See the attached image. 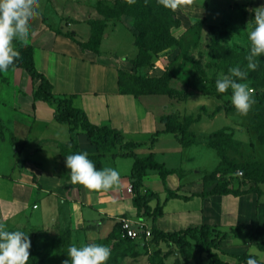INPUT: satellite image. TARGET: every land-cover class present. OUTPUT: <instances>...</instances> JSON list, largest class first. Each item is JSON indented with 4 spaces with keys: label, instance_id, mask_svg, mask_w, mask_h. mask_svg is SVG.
Returning a JSON list of instances; mask_svg holds the SVG:
<instances>
[{
    "label": "rangeland",
    "instance_id": "1",
    "mask_svg": "<svg viewBox=\"0 0 264 264\" xmlns=\"http://www.w3.org/2000/svg\"><path fill=\"white\" fill-rule=\"evenodd\" d=\"M86 1L92 6L91 13L94 20L111 21L113 25H117L125 19L126 23L132 27L133 33L138 34L139 31L134 26L133 17L122 14L121 6L117 0ZM261 6H264V0L220 1L209 19L197 24L194 30L183 34L181 47L175 46L155 56L154 66L141 69V73L151 77H161L166 71L171 72L173 74L171 86L179 91V95L174 98L149 95L132 109L133 111L135 109V115L143 117L171 114L176 116L182 124L186 118L200 116V120L191 127L200 143L208 144L211 133L220 129H228V133H232L234 139L241 143L239 152L229 151V156L232 159L240 162L263 161L264 147L251 126L252 113L249 112L247 116H241L237 111H223L210 117L209 115L218 106L233 105L232 96L218 99L214 96H204L197 90L202 86H209V79H218L225 75L231 76V73L226 72L224 60L218 59V55L229 49L239 52L250 49L251 42L248 37L255 27L253 21L255 13L250 10ZM71 30H75V28ZM76 30L81 32L80 39L87 38L85 33L88 29L78 27ZM123 34H126L127 38L121 37L117 42L119 46L115 50H111V53L122 56L120 60L124 61L126 56L134 55L136 50L131 49L128 34ZM240 58L239 56L233 58L234 64L231 69L239 66ZM66 59L70 60L69 73L71 75L82 74L92 81L94 89H99L98 83L102 79L108 86L113 84L114 73L111 68L101 70L97 67L87 66L81 69L79 63L75 65V61H73L76 60L75 58L67 56ZM131 68L132 66L127 70L130 71ZM19 70L21 71H17V73H15V69L0 73V116H41V119L39 117L40 122L34 126V130L28 138L13 136L12 131H0V223L5 224L8 231L28 233L31 241L30 252L35 250L38 254L57 261L59 264H63L65 260L71 264L69 256L64 257L56 250L65 236L69 237L66 245L68 247L79 248L89 244H98L110 248L111 255L106 264H185L178 247L167 242L154 244L151 241V236H147L144 232L134 239H129L123 237L122 231H119L118 237L112 238L114 226L99 224L92 231L86 229L87 225L85 228L78 227L72 203L77 198L79 184H72L70 169L66 167V164L54 163L49 170L38 166L39 170L35 171V168L28 165L29 154L25 158H21L25 145L23 142L26 139H28L27 152L30 150L32 142L42 133H45L46 138L61 140L69 139L70 133L68 126L59 124L55 120V106L39 102L36 108L34 100L36 81L32 80L24 69ZM190 78L194 80L193 88L189 85ZM54 83L56 85L55 93H60L62 88L58 83ZM241 83H246L254 90L253 93L256 90L264 91V63L254 77L247 78ZM79 89H81L80 85L75 87L76 91ZM75 105L80 107L78 101ZM254 109L253 105L251 110ZM125 110L130 111V106H125ZM172 138V135H167L158 145L159 160L166 161L167 166L170 167H178L182 161L186 167L188 165L193 169L192 173L197 171L195 175L198 180L200 178V181H203L204 187L207 189L205 179L216 170L221 162L216 151L206 146L192 147L181 152L178 150V143ZM139 139H144V137H139ZM65 145L67 144H63L61 147ZM54 151L58 152L59 150L54 149ZM42 158L46 164L51 165L48 156ZM58 170L59 174L61 170L65 173L59 186L53 187L47 180L38 179L40 177L37 173L39 174L40 171L43 173L49 171L52 176L54 173L57 174ZM226 178L241 190H248L253 186L252 182L243 181L240 176ZM221 179H223L221 175L216 176L217 181ZM15 184L19 186V190L16 191L18 197L13 198ZM262 201H264V197ZM36 205L39 208L35 207ZM43 213H49V216L37 225L33 224L34 215L37 217ZM230 220L236 221L234 218ZM240 224L226 225L224 230L229 231L232 225V227H236ZM143 225V222H140V224L133 225V228L137 231L142 228L145 230L146 226ZM244 235H230L231 241L227 240L223 243L220 255L224 260L235 264L238 263L239 255L250 252L248 248L250 243L247 242L249 238L246 239ZM192 245L195 246L194 241H192ZM257 250L258 264L259 262L264 263V251H260L258 248ZM168 253L169 255H166ZM189 264H196V261L191 260ZM202 264H212L206 254L202 256Z\"/></svg>",
    "mask_w": 264,
    "mask_h": 264
},
{
    "label": "crops",
    "instance_id": "2",
    "mask_svg": "<svg viewBox=\"0 0 264 264\" xmlns=\"http://www.w3.org/2000/svg\"><path fill=\"white\" fill-rule=\"evenodd\" d=\"M220 1L223 0H199L200 6L177 10L176 13L181 21V26L172 29L173 35L180 38L196 21L209 19ZM89 6L86 0H39L40 15L30 21L31 33L27 42L22 44L20 41L14 40L13 46L32 45L35 48L36 67L51 81L54 93L56 88L54 82H56L62 88L60 93H55L56 95H75V103L76 101L79 102L80 107L87 112L93 124L109 126L121 131L126 142L140 144L136 151L141 157H146L153 152L159 162L165 164L169 169L178 171L177 174L170 175L167 178L166 184L163 183L160 175L155 171L149 172L144 179L145 189L158 193L162 203H164V214L157 221L160 229L170 232L207 224L224 230L226 225L240 224V222L242 223L236 227L243 225L247 228H252L264 225V201H262L264 184L261 185L262 196L252 193L243 196L213 195L207 198L192 197L195 194H202L206 190H210L213 186L206 189L203 181H200V178L198 180L197 175H195L197 171L192 173L193 169L188 167V165L186 167L182 161H180L178 167H170L167 166L166 161L159 160L158 145L167 135H172V139L178 143V150L181 152H185L186 149L188 150L192 147L201 148L208 145L198 141L196 145L184 147L176 135L171 133H162L156 142L152 144L153 136L165 129V125L162 122L163 116H136L135 109L134 111L132 109L147 96L136 98L133 95H122L119 92V71L122 69L127 70L128 67L132 66L131 60L139 53V47L132 27L126 23L125 19L123 22L117 23V25L107 21L108 26L105 30L99 53L83 49L78 43L63 35V33L75 32L76 39L79 42L86 43L89 41L92 34L91 23L94 20L91 13L92 6ZM78 27L88 29L87 33H85L87 34L86 39H80L81 32L76 30ZM73 28L75 30H71ZM123 33L128 34L131 49L136 50L134 55H125L124 61L120 60L122 56L111 53V50H115L119 46L117 42L120 41L121 37L125 36L124 39L127 38L126 34ZM67 56L75 58L76 60H73L75 65L79 63L81 69L87 66L97 67L101 70L111 68L114 73L113 84L108 86L102 79L98 83L99 89H94L92 81L82 74L71 75L69 73L68 64L70 60L66 59ZM40 61L41 63H39ZM19 69L21 68H15V73L21 71ZM38 85L39 81H36V87ZM78 85L81 86V89L76 91L75 87ZM39 102L42 101L35 102L36 108ZM125 106H130L131 110L124 111ZM39 117L41 119V116H0V131H12L13 136L28 138L33 132L34 126L40 122ZM44 134L42 133L32 142L30 150L27 152L28 139L23 142L25 145L21 158H25L29 154L28 165L31 168H35V171L39 170L37 169L39 168L38 166L43 167L44 170H49L54 163L66 164V156L63 155L61 146L69 144L70 136L67 140H61L51 137L46 138ZM139 137H144V139H139ZM54 149L59 151L55 152ZM118 153L119 150H114L113 153L103 158V169L113 168L120 173L121 185L118 190L97 192L90 191L79 185L77 198L72 203V209L79 228H85L86 225L96 226L99 224L113 227L119 222L123 225L122 221L125 219L129 220L132 226L143 222L144 226L151 230L152 219L148 217L142 218L138 215V211L133 204L134 192H129V187L132 185L130 176L134 159L117 156ZM44 156H48L51 165L46 164L42 158ZM40 173H37L40 177L38 179L47 180L49 185L53 187L61 185L62 179L65 177L63 170L60 171V174L58 170V173H54L52 176L49 171L44 173L40 171ZM13 189L12 195L13 198H16L18 197L16 191L19 190V186L15 184ZM168 190L175 191L190 199L188 201L183 199L166 201ZM156 205V201L152 203L153 207ZM35 207L39 208L38 205ZM47 216H49V213H43L37 217L34 215L33 224L37 225ZM231 218L236 219V221L230 220ZM232 226L231 228H233ZM244 236H246V239H250L247 234ZM249 239L247 242L250 243ZM248 248L250 249L249 253L258 254L257 247L250 244Z\"/></svg>",
    "mask_w": 264,
    "mask_h": 264
},
{
    "label": "trees",
    "instance_id": "3",
    "mask_svg": "<svg viewBox=\"0 0 264 264\" xmlns=\"http://www.w3.org/2000/svg\"><path fill=\"white\" fill-rule=\"evenodd\" d=\"M117 2L121 6L122 14L133 17L134 26L139 31L138 34H135L139 53L131 60L132 68L130 71L123 69L119 71L118 86L120 94L133 95L136 98L149 95L168 96L170 98L177 97L179 91L171 86L173 78L171 72L166 71L161 77H151L141 73V69L154 66V58L158 54L175 46L181 47L183 35L177 38L172 33L173 28L181 26L177 13L159 5L157 0H148L147 4H145L144 0H137L132 5H129L126 0H117ZM203 21H196L185 33L194 30L196 25L203 23ZM91 26L92 34L86 43L79 42L76 39L75 32L63 33V35L78 43L83 49L99 53L101 42L108 26L107 21L93 20ZM14 48L20 53V58L7 71L21 68L28 73L32 80L39 81V85L34 90L35 102L42 101L55 106V120L59 124L69 127L70 142L62 147L64 156L87 152L88 158L94 162L98 170L103 169V158L113 153L114 150H119L117 156L134 159L130 176L134 190L133 204L140 217L152 219L151 241L154 244L167 242L175 245L180 249L185 264H189L191 260H195L196 264H202V256L204 254H206L212 264H232L224 260L220 255L223 243L229 239L230 235L239 236L247 234L250 237V244L257 247L260 251H264V225L252 228L241 225L233 227L229 231L207 224L170 232L160 229L157 221L164 214V203H162L158 193L145 189L144 179L149 172L155 171L160 175L163 183L166 184L167 178L170 175L177 174L178 171L169 169L165 164L159 162L153 152L146 157H141L136 151L140 147V144L126 142L121 131L109 126L93 124L87 112L75 105V95L58 96L54 93L51 81L36 67L35 48L32 45ZM224 51L220 52L218 59L224 60L223 64L227 68V73H230V69L234 64L233 58L236 56L241 57V63L238 67L247 72V78L254 77L264 63V57H258L259 67L255 71H252L247 68L248 61L246 59L250 49L242 50V52L231 49L227 50V52ZM233 79L237 78L234 77ZM216 80L209 79V86H202L197 88V90L204 96H214L218 99L232 96L231 88L225 93H219L216 88ZM193 81V78L189 79L191 88H193ZM237 82L242 81L237 80ZM253 99L255 101L253 104L255 109L250 110L252 113L251 126L256 131L258 140L264 147V91L256 90L253 93ZM223 111L231 112L236 111V109L233 105L223 104L218 106L209 116L214 117ZM199 120L200 116L197 118L189 117L182 124L174 115L163 116L162 122L165 125V129L153 136L152 144L156 142L162 133H171L176 135L184 147L196 145L198 140L191 127ZM207 145L216 151L221 162L216 170L205 179L206 185L213 187L202 194H195L192 197L200 196L207 198L213 195L243 196L252 193L262 196L261 185L264 184V160L240 162L232 159L229 156V151L235 150L239 152L241 143L234 139L232 133H228V129H220L211 133ZM217 175H221L223 179L217 181ZM228 176H240L243 181L252 182L253 186L248 188V190H241L239 187L236 188L230 179L226 178ZM167 192L166 201L170 199L188 201L190 199L172 190H168ZM155 201L157 205L153 207L152 203ZM96 227L97 225H88L86 229L92 231ZM119 231H122V224L120 222L114 226L112 238H117ZM68 241L69 237L65 236L62 243L56 249L64 257H68L69 247L66 246ZM192 241L195 242V246L192 245ZM166 255H169V253ZM250 256L258 260L257 255L246 252L238 256V263L235 264H246V260ZM28 264H59V262L50 260L32 250ZM259 264L264 263L259 262Z\"/></svg>",
    "mask_w": 264,
    "mask_h": 264
},
{
    "label": "clouds",
    "instance_id": "4",
    "mask_svg": "<svg viewBox=\"0 0 264 264\" xmlns=\"http://www.w3.org/2000/svg\"><path fill=\"white\" fill-rule=\"evenodd\" d=\"M129 5L137 0H126ZM145 4L148 0H144ZM166 9L176 12L180 9L200 6L199 0H157ZM255 18L254 29L249 33L250 52L246 57L247 68L255 71L259 67L258 57H264V6L252 9ZM39 0H0V72L7 71L20 58V53L14 48L13 41L25 44L31 33L30 21L37 18ZM231 76H222L216 80L219 93H225L231 88V102L241 116H247L253 104V89L246 83L237 82L247 79V72L236 67L230 69ZM235 77L237 79H233ZM66 167L70 169L71 182L79 184L90 191H115L121 185L120 173L113 168L98 170L87 152L66 156ZM31 241L28 233L23 231H8L0 223V264H28L30 259ZM111 255V249L98 244L82 247L71 246L68 256L71 264H106ZM63 264H69L65 260ZM246 264H258L251 256Z\"/></svg>",
    "mask_w": 264,
    "mask_h": 264
},
{
    "label": "built area",
    "instance_id": "5",
    "mask_svg": "<svg viewBox=\"0 0 264 264\" xmlns=\"http://www.w3.org/2000/svg\"><path fill=\"white\" fill-rule=\"evenodd\" d=\"M240 175H242V173H240ZM129 192L130 193H133L134 192L132 185L129 187ZM122 222H123V225H122V234H123V237L134 239V238L138 237L139 234L142 233V232H144L145 234H147V236H149V237L151 236V230L150 229H147L146 228L144 230V228H142V230L137 231L129 223V220H125L124 219Z\"/></svg>",
    "mask_w": 264,
    "mask_h": 264
}]
</instances>
